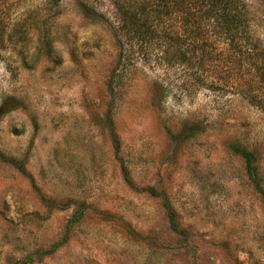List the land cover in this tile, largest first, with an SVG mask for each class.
I'll return each mask as SVG.
<instances>
[{
  "label": "rangeland",
  "instance_id": "374dc122",
  "mask_svg": "<svg viewBox=\"0 0 264 264\" xmlns=\"http://www.w3.org/2000/svg\"><path fill=\"white\" fill-rule=\"evenodd\" d=\"M241 1L260 57L243 79L225 64L238 48L215 36L167 67L117 33L118 64L107 0L90 3L103 23L63 0L58 65L0 51V264H264V113L236 89L264 95V0Z\"/></svg>",
  "mask_w": 264,
  "mask_h": 264
},
{
  "label": "trees",
  "instance_id": "16d2710c",
  "mask_svg": "<svg viewBox=\"0 0 264 264\" xmlns=\"http://www.w3.org/2000/svg\"><path fill=\"white\" fill-rule=\"evenodd\" d=\"M93 1L97 0H71L84 18L94 22H107L103 13L90 7ZM107 1L115 11V25L109 21L108 23L110 26L112 24L120 51L118 64L121 60L123 44L121 39L117 38V33L124 37V43L128 42L130 49L137 47L138 51L145 54L152 48L156 60L167 67L189 59L200 51L203 52L205 47L212 43L210 36L221 38V42L228 46L234 45L235 50L238 48L239 54L226 59L225 64L228 68L233 65L235 71L238 68L240 78L243 79L245 75L251 76L252 68L255 67L256 70L259 67L257 62L260 61V57L258 58L257 53L254 54L248 36L251 16L241 0ZM25 3V0H0V51L13 52L27 68L43 59L52 62L53 65L60 64L61 58L54 43L57 38L56 28L59 24L57 20L63 12V0H42V3L33 7H27ZM203 54L205 56L206 53L203 52ZM114 77L113 73L106 84L111 103L115 94ZM196 79L193 85L212 90L216 87L212 82L206 84L200 77ZM245 84L250 85V80L236 86L237 93L248 104L261 109L264 113V95H251L249 89H244ZM162 97L164 93L160 86L157 102ZM105 124L117 154L119 139L109 113ZM199 130L198 125H193L186 127L180 133L191 136ZM235 150L244 159L248 175L255 178L256 168L252 154L238 148ZM124 178L128 184H131L126 173ZM147 191L154 194L153 188ZM163 205L170 213L171 209L166 200L163 201Z\"/></svg>",
  "mask_w": 264,
  "mask_h": 264
}]
</instances>
